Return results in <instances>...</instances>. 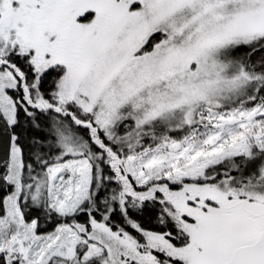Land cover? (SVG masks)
Masks as SVG:
<instances>
[{
    "label": "snow or ice",
    "instance_id": "1",
    "mask_svg": "<svg viewBox=\"0 0 264 264\" xmlns=\"http://www.w3.org/2000/svg\"><path fill=\"white\" fill-rule=\"evenodd\" d=\"M0 264H264V0H0Z\"/></svg>",
    "mask_w": 264,
    "mask_h": 264
},
{
    "label": "trees",
    "instance_id": "2",
    "mask_svg": "<svg viewBox=\"0 0 264 264\" xmlns=\"http://www.w3.org/2000/svg\"><path fill=\"white\" fill-rule=\"evenodd\" d=\"M46 86H47V85H45V87H46ZM81 219H83V218H81ZM144 219H145V221H146V217H145ZM113 220H114L115 222H117V223L122 222L121 217H120V215H119L118 212L113 216Z\"/></svg>",
    "mask_w": 264,
    "mask_h": 264
}]
</instances>
